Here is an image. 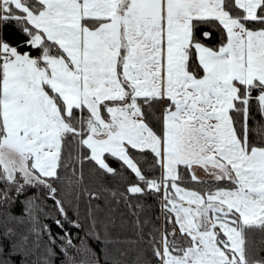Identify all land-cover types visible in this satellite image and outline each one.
Listing matches in <instances>:
<instances>
[{
  "label": "snow or ice",
  "instance_id": "snow-or-ice-1",
  "mask_svg": "<svg viewBox=\"0 0 264 264\" xmlns=\"http://www.w3.org/2000/svg\"><path fill=\"white\" fill-rule=\"evenodd\" d=\"M0 264H264V0H0Z\"/></svg>",
  "mask_w": 264,
  "mask_h": 264
},
{
  "label": "trees",
  "instance_id": "trees-1",
  "mask_svg": "<svg viewBox=\"0 0 264 264\" xmlns=\"http://www.w3.org/2000/svg\"><path fill=\"white\" fill-rule=\"evenodd\" d=\"M253 126H255V122H253Z\"/></svg>",
  "mask_w": 264,
  "mask_h": 264
}]
</instances>
